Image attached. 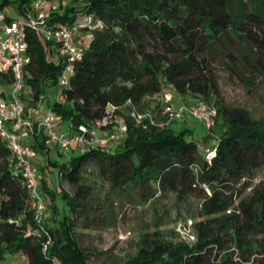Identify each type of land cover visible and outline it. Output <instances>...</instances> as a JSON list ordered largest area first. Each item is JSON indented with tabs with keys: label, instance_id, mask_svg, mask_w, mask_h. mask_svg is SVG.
Instances as JSON below:
<instances>
[{
	"label": "trees",
	"instance_id": "obj_1",
	"mask_svg": "<svg viewBox=\"0 0 264 264\" xmlns=\"http://www.w3.org/2000/svg\"><path fill=\"white\" fill-rule=\"evenodd\" d=\"M12 2L18 3L19 14H26L30 0H0V8ZM86 12L101 27L90 33L89 46L72 63L69 85L61 90L63 101L50 104L61 122L73 128L88 124L108 104L127 99L139 110H156L163 101L148 107V99L165 85L198 101L212 100L216 125L223 128L198 142L187 136L193 127H144L120 111L127 131L116 145L74 147L58 163L60 179L73 186L72 191L61 189L68 207L59 215L51 201L44 229L38 231L25 186L8 166L10 147L0 137V258L17 253L26 264H92L78 241L82 231L74 230L80 218L85 227L99 219L90 201L92 185L85 179L92 165L111 188H128L142 199L160 189L203 201L206 217L195 222L194 242L166 239L159 229L144 230L136 253L122 264L259 263L248 260L251 253H264V241H251L264 234V184L238 201L237 212L215 214L225 207L226 194L243 190L255 170L264 167V118L255 120L247 110L224 102L215 65L223 57L264 74V0H89L66 3L61 11L52 10L49 20L71 22ZM26 39L30 61L24 78L36 99L40 79L57 84L63 56L35 31L27 30ZM9 84L10 78H0V91ZM33 139L29 143L37 153L48 152L40 131ZM206 147L213 153L207 154ZM48 191L53 200L54 191ZM235 252L247 262L234 259Z\"/></svg>",
	"mask_w": 264,
	"mask_h": 264
},
{
	"label": "rangeland",
	"instance_id": "obj_2",
	"mask_svg": "<svg viewBox=\"0 0 264 264\" xmlns=\"http://www.w3.org/2000/svg\"><path fill=\"white\" fill-rule=\"evenodd\" d=\"M2 9L11 17H17L20 13L17 2L3 5ZM81 17L76 16V19L80 20ZM75 41L79 48H87L90 43V36L79 35ZM52 60H58V56H54ZM215 71L220 95L228 106L247 110L255 120L264 118V74L243 63L231 65L223 57L216 63ZM1 87L6 92L11 89V86L2 85ZM26 87L19 92V95L29 113H35V111L39 113L46 108L45 106L53 102L63 101L62 87L58 84L50 83L48 79L39 80V90L36 99L33 97L32 87L28 83ZM164 96L173 104L198 101V99L188 95L183 96L172 91V87L163 85L159 94L153 95L151 99H148V107L159 104L163 101ZM209 102L213 104L212 100ZM175 124L182 126L184 122ZM187 125L194 128L193 133L187 136L196 139L198 142L204 140V135L208 137L218 135L223 128L218 127L216 121L209 131H206L204 126L196 120H190ZM207 143L212 144L213 139H208ZM48 146V152L39 153L35 161L38 165L39 173L45 181L43 191L48 209H50L52 201L57 207V214L62 215L68 206L63 198L61 189L72 191L73 186L67 180L60 179L58 163L66 160L68 155L73 153L75 149L72 144L70 150L64 153L51 144H48ZM41 166H44L43 169ZM86 175L85 179L91 183L93 188L90 201L93 206H97L96 213H98L99 219L91 223L90 226L85 227L82 225V218H80L74 230L77 233L82 231L78 235V241L85 250L90 263H124L136 253L139 247L140 233L144 230L151 232L154 229H159L164 238L174 241H185L188 243L195 241V222L206 217L201 214L203 209L202 199L186 193H179L175 190L160 189L151 197L142 199L128 188L122 190L111 188L108 183L98 176L92 165L87 168ZM261 184H264V167L255 170L251 180L243 190L226 194L223 197L225 207L217 212L215 216L220 217L237 212L238 201L241 198L253 195L254 190ZM47 189L54 191L53 200H51ZM90 214H93V212L90 211ZM251 241L255 245L264 241V234L253 235ZM232 248L230 247V249ZM237 253L233 254L234 259H241L237 256ZM262 258H264V253H251L248 261L253 260L259 262L257 264H263L264 260ZM241 261L247 262L242 259ZM0 264H26V262L22 255L13 253L0 258Z\"/></svg>",
	"mask_w": 264,
	"mask_h": 264
},
{
	"label": "built area",
	"instance_id": "obj_3",
	"mask_svg": "<svg viewBox=\"0 0 264 264\" xmlns=\"http://www.w3.org/2000/svg\"><path fill=\"white\" fill-rule=\"evenodd\" d=\"M69 2L84 5L89 0H30L26 14H18L17 17L7 15L0 8V78H10L8 86H11L7 92L0 91V137L10 147L7 163L25 186L37 231L44 229L48 205L35 161L37 151L27 139L35 132L42 133L46 144L66 153L72 144L79 150L89 146L106 148L116 145L127 131V123L120 111H125L135 125L164 127L184 120H196L206 131L213 127L217 116L216 107L208 101L173 104L164 96L162 105L156 110H139L131 99L121 105L108 104L101 117L92 119L88 124H79L76 128L69 122L62 127L51 109L32 118L19 95L21 90L27 88L24 78L30 61L27 30L35 31L44 41L52 43V47H57L63 56L57 84L66 87L72 74V63L82 56L83 48L78 47L76 37L90 36L93 30L101 27V21L87 12L81 15L80 20L75 17L71 22L49 20L52 10L61 11L63 5ZM205 150L209 155L213 153L209 147ZM48 241L44 242V248Z\"/></svg>",
	"mask_w": 264,
	"mask_h": 264
},
{
	"label": "crops",
	"instance_id": "obj_4",
	"mask_svg": "<svg viewBox=\"0 0 264 264\" xmlns=\"http://www.w3.org/2000/svg\"><path fill=\"white\" fill-rule=\"evenodd\" d=\"M169 87H171V86H169ZM172 91H174L173 88H172ZM180 103H183V102H177L176 104H180ZM184 103H185V102H184ZM35 107H36V106H35ZM45 107H46V108L43 109V110H42L41 112H39V113H36V111L34 110L35 113H34V112L30 113V116H31L32 118H37V117H39V116H40L42 113H44L47 109H50V105L45 106ZM182 122H184V125H182V126H181L180 124H179V125L174 124V125H172V126H173L175 129H180V128L184 127V126L187 127V126H188L187 123H190V120H184V121H182ZM182 122H181V123H182ZM60 123H61V126H62V127L67 125V123H65V122H63V121H62V122L60 121ZM190 127H192V126H190ZM27 139H28V141H31V142L34 140V139H33V136L28 137ZM52 146H54V145H52ZM54 147H56V146H54ZM38 154H39V153H37V156H38ZM37 156H36V157H37Z\"/></svg>",
	"mask_w": 264,
	"mask_h": 264
}]
</instances>
